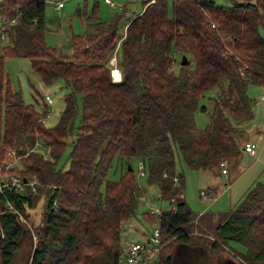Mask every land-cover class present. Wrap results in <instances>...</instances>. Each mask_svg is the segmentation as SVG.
I'll return each mask as SVG.
<instances>
[{
  "label": "trees",
  "instance_id": "obj_1",
  "mask_svg": "<svg viewBox=\"0 0 264 264\" xmlns=\"http://www.w3.org/2000/svg\"><path fill=\"white\" fill-rule=\"evenodd\" d=\"M224 1L147 0L120 38L122 16L102 20L93 11L85 16L86 33L72 34V55L64 58L45 42L46 0H0V162L14 150L22 155L14 172L36 179L35 191L28 186L7 192L6 199L27 218L26 207L43 200L26 264L117 263L121 232L141 194L127 164L131 157L143 163L158 197L171 203L159 214H144L169 239L160 264H174L180 244L237 257L229 242L243 247L241 264H264V181L225 214H195L176 170L177 149L188 168L221 172L238 125L253 117L248 87L264 85V0ZM115 52L119 81L111 76ZM176 53L188 63L180 65ZM6 58L28 59L44 83L61 78L71 86L54 126L43 122L46 109L38 111L11 88ZM215 86L209 124L200 129L195 111ZM78 99L80 122L64 169L58 162L75 128ZM36 142L50 159L30 152ZM115 158L124 169L118 180L106 179ZM26 230L0 195V264L11 263Z\"/></svg>",
  "mask_w": 264,
  "mask_h": 264
},
{
  "label": "rangeland",
  "instance_id": "obj_2",
  "mask_svg": "<svg viewBox=\"0 0 264 264\" xmlns=\"http://www.w3.org/2000/svg\"><path fill=\"white\" fill-rule=\"evenodd\" d=\"M115 3V7L109 6L104 0H46L45 3V42L48 46L55 47L57 52L64 58H70L72 55L71 36L72 34H85V16L95 12L96 16L102 20H108L109 17L121 15L118 23V37L123 36L125 27L129 19L140 14L143 5L147 0H111ZM62 2L61 8H55V5ZM217 4L223 5L227 2L224 0H216ZM121 7V9H119ZM169 13H171V4L168 2ZM80 10V13L78 12ZM0 18V26H1ZM264 36V30H260ZM1 33V32H0ZM5 41L0 36V49ZM115 60H110L112 69L117 68V56L114 53ZM181 55L176 53L178 62L181 60ZM118 69V68H117ZM5 73L13 90L20 91L22 99L25 103L33 104L38 111L46 109L47 114L43 118L44 124L48 127L54 126L64 109V94L71 90L63 79L58 78L51 83H44L41 78L31 69L30 62L25 58H6ZM220 85H225L223 80L219 81ZM219 88L215 86L209 92H206L204 97L199 101V108L195 111L194 120L197 127L205 128L209 124V113L213 109L212 97L216 95ZM248 94L253 100V117L250 121H246L238 125V131L235 133L236 144L233 148L231 159L232 166L237 165L234 172L229 171L228 175L221 172L214 174L209 170L190 169L184 163L181 154L176 149V170L184 176L183 197L188 208L195 214L209 213L215 216L227 213L230 209L237 205L246 191L255 183L263 182L264 175V85H249ZM45 95L51 99L48 103ZM200 107H204L205 111H201ZM81 103L78 99V111L75 118V128L72 135L67 141L68 145L65 148L58 165L66 169L69 165L67 159L71 150L70 143L75 138L77 126L80 122ZM246 138L252 139L256 145V155L250 156L247 153L242 154L237 162L235 153L241 151L240 145ZM124 162H117L115 158L112 166L106 174V179L118 180L124 166ZM127 164L133 167L138 186L141 189V194L138 199L137 208L133 216L126 222V225L121 232V244L125 241H139L144 238L158 224L152 222L151 217H144V214L152 210L164 211L169 209L171 203L162 200L158 197V188L156 185L147 183V175L140 176L138 173V160L136 157L127 159ZM227 166V164L225 165ZM228 173V172H227ZM214 189L211 195L201 196V190ZM43 200L37 203V206L32 209L30 222L32 227L39 224L40 211ZM195 235V234H194ZM213 237H210L212 239ZM168 244L169 239H166ZM232 247L240 258L243 254V247L235 242H229L226 246ZM180 245H177V248ZM33 241L31 232L24 231L20 238L18 247L14 252L10 264H26L32 252ZM214 254L224 255V250H214ZM176 264H182L183 260H187V255L183 254L176 257ZM194 261V260H193ZM198 260H196L197 264ZM204 264V263H203ZM238 264L240 260L238 259Z\"/></svg>",
  "mask_w": 264,
  "mask_h": 264
},
{
  "label": "built area",
  "instance_id": "obj_3",
  "mask_svg": "<svg viewBox=\"0 0 264 264\" xmlns=\"http://www.w3.org/2000/svg\"><path fill=\"white\" fill-rule=\"evenodd\" d=\"M109 6L115 7V3L111 0H104ZM154 1V0H151ZM62 2H59L55 5V8H61ZM121 9V7H119ZM115 56L112 57V60H115ZM117 68H115L116 70ZM119 70V69H117ZM111 76L114 81H119L121 78L120 71L119 76L115 77L114 69L111 70ZM45 99L48 103L51 102V99L48 95H45ZM264 99V95L262 96ZM44 121V119H43ZM256 149V145L253 142H247L244 144V151L248 153H254ZM30 152H35L41 154L44 160L50 159V155L47 151V148L41 144V142H36L34 146L30 149ZM22 155H18L16 151L10 150L7 152L6 157L3 161L0 162V195L6 201V208L12 212H14L19 221L25 223L30 228L31 235L33 240H35V232L32 229V223L30 222V217L27 218L23 215V213L18 210L13 204L6 199V193L12 192H25L27 187L29 186L32 191H35V178H26L25 176L14 172L16 168L19 167V161ZM221 173L227 175V167L226 162H222L221 164ZM138 173L140 176H143L144 173V166L142 162H138L137 164ZM264 179V175H263ZM174 181H177V177H174ZM214 192L213 189L210 190H201L200 195H211ZM26 212L31 215L32 208L26 207ZM151 213L159 214L160 210H150ZM166 241L161 236V231L159 226L157 225L148 233L142 240L139 241H132L128 240L125 241L123 244L120 245L117 263L116 264H160V254L165 246Z\"/></svg>",
  "mask_w": 264,
  "mask_h": 264
},
{
  "label": "crops",
  "instance_id": "obj_4",
  "mask_svg": "<svg viewBox=\"0 0 264 264\" xmlns=\"http://www.w3.org/2000/svg\"><path fill=\"white\" fill-rule=\"evenodd\" d=\"M251 141H253V140L250 139V138H246L245 140H243V141L241 142V151H238V152L235 153V160H236V162H237L240 158H242V154H243V152H244V153H247V154L250 155V156H255V155H256V152H254V153H248V152L244 151V149H243L244 144L247 143V142H251ZM228 161H229V162H228V164H227V172H228L227 175L229 174V171L234 172L235 169L237 168V165H236L235 167H234V165H233V166L231 165V164H232V159H229ZM213 190H214V189H213ZM150 210H152V209H150ZM150 210H149V212H147L148 215H156L155 213H151ZM144 217L147 218V215H146V216L144 215ZM176 249H177V247H176ZM205 250H206V249H205ZM227 251H228V250H227ZM208 252L211 253L210 250H208ZM175 255H176V257L178 256L176 250H175ZM187 259H188V258H187ZM175 261H176V258H175V256H174V264H176ZM183 262H185V260H183ZM204 264H213V263H210V262L208 261V259H207V260L204 262ZM215 264H238V258L235 257V256H233V254H232L230 251H229V252L224 251V255H216V261H215Z\"/></svg>",
  "mask_w": 264,
  "mask_h": 264
},
{
  "label": "flooded vegetation",
  "instance_id": "obj_5",
  "mask_svg": "<svg viewBox=\"0 0 264 264\" xmlns=\"http://www.w3.org/2000/svg\"><path fill=\"white\" fill-rule=\"evenodd\" d=\"M178 256L180 257L183 254H186L188 259L185 260V262H182V264H191V262L196 259L198 260L197 264H203L207 259L210 263L215 264L216 261V255L214 254L216 252L211 251L209 253L204 248H198V247H189L185 246L183 244H180V246L176 249Z\"/></svg>",
  "mask_w": 264,
  "mask_h": 264
},
{
  "label": "water",
  "instance_id": "obj_6",
  "mask_svg": "<svg viewBox=\"0 0 264 264\" xmlns=\"http://www.w3.org/2000/svg\"><path fill=\"white\" fill-rule=\"evenodd\" d=\"M187 63L188 62H187L186 57L184 55H182L181 60H180V65H186ZM32 241H33V237H32ZM195 263H196V259H194V261L191 262V264H195Z\"/></svg>",
  "mask_w": 264,
  "mask_h": 264
},
{
  "label": "bare ground",
  "instance_id": "obj_7",
  "mask_svg": "<svg viewBox=\"0 0 264 264\" xmlns=\"http://www.w3.org/2000/svg\"><path fill=\"white\" fill-rule=\"evenodd\" d=\"M114 75H115V77H118L119 76V70H114Z\"/></svg>",
  "mask_w": 264,
  "mask_h": 264
}]
</instances>
